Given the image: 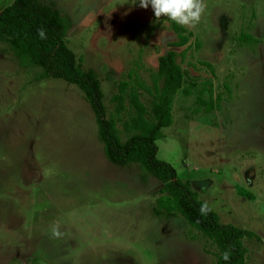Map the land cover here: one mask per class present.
Segmentation results:
<instances>
[{
  "label": "rangeland",
  "instance_id": "1",
  "mask_svg": "<svg viewBox=\"0 0 264 264\" xmlns=\"http://www.w3.org/2000/svg\"><path fill=\"white\" fill-rule=\"evenodd\" d=\"M41 1L68 15L66 44L95 71L107 111L115 81L149 84L169 48L190 77L210 81L203 98L220 99L209 111L193 110L195 91L173 94L156 156L219 221L253 232L242 239L245 260L264 264V0H204L180 47L167 44L175 39L170 19L140 0ZM38 70L19 66L0 41V264H211L181 216L152 213L157 179L106 160L81 91L60 78L33 80ZM140 99L146 104L147 95Z\"/></svg>",
  "mask_w": 264,
  "mask_h": 264
},
{
  "label": "trees",
  "instance_id": "2",
  "mask_svg": "<svg viewBox=\"0 0 264 264\" xmlns=\"http://www.w3.org/2000/svg\"><path fill=\"white\" fill-rule=\"evenodd\" d=\"M68 15L60 13L51 3L41 0H10L0 8V41L8 43L21 67H38L33 80L53 77L77 87L92 112L96 136L101 143L104 157L118 166L136 165L140 177L151 175L159 182L157 195L151 207L157 217L181 216L188 226L198 232L204 241L203 249L213 255L211 264H263L245 260L244 237L254 236L248 229L221 222L211 208L207 215L199 209L205 202L189 182L180 178L175 168L156 156V140L163 136L162 127L172 121L168 106L173 94L180 90L183 95L195 91L196 106L209 111L218 107L219 95L205 99L202 92L211 95V83L205 79L197 82L175 60L177 52L169 48L156 58V66L149 73V84L135 76L132 83L122 78L115 81V91L109 96L112 103L107 111L99 79L92 68H83L74 52L66 44V32L70 27ZM175 39L169 47L184 45L190 32L170 20ZM46 30V39L37 30ZM242 40L251 37L240 34ZM198 43L195 42V47ZM185 47L179 51L184 56ZM211 69L207 61H200ZM131 76L130 73L127 74ZM147 95L146 104L140 99ZM126 134L121 140L117 123ZM209 246L210 248H208ZM230 251L229 260L222 253Z\"/></svg>",
  "mask_w": 264,
  "mask_h": 264
},
{
  "label": "clouds",
  "instance_id": "3",
  "mask_svg": "<svg viewBox=\"0 0 264 264\" xmlns=\"http://www.w3.org/2000/svg\"><path fill=\"white\" fill-rule=\"evenodd\" d=\"M149 5H151L157 19L162 16L168 17L183 27H195L200 22L206 9L204 0H140L141 7L147 9ZM37 33L41 39L47 38L46 30L43 27L39 28ZM199 211L201 215H207L211 211L207 201L201 205ZM52 235L56 238L63 235L59 230V226L53 227ZM230 256V251L222 253V258L226 261L230 259Z\"/></svg>",
  "mask_w": 264,
  "mask_h": 264
}]
</instances>
